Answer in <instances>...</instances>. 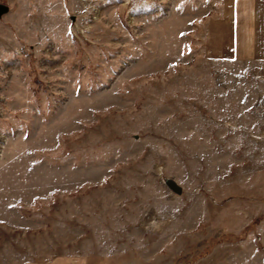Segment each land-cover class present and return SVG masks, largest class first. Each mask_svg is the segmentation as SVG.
I'll return each instance as SVG.
<instances>
[{
  "label": "rangeland",
  "instance_id": "1",
  "mask_svg": "<svg viewBox=\"0 0 264 264\" xmlns=\"http://www.w3.org/2000/svg\"><path fill=\"white\" fill-rule=\"evenodd\" d=\"M0 3V264H264V75L192 1Z\"/></svg>",
  "mask_w": 264,
  "mask_h": 264
},
{
  "label": "crops",
  "instance_id": "2",
  "mask_svg": "<svg viewBox=\"0 0 264 264\" xmlns=\"http://www.w3.org/2000/svg\"><path fill=\"white\" fill-rule=\"evenodd\" d=\"M189 1L193 3L190 10H198L206 20V57L253 65L264 75V0Z\"/></svg>",
  "mask_w": 264,
  "mask_h": 264
},
{
  "label": "water",
  "instance_id": "3",
  "mask_svg": "<svg viewBox=\"0 0 264 264\" xmlns=\"http://www.w3.org/2000/svg\"><path fill=\"white\" fill-rule=\"evenodd\" d=\"M9 11V7L7 4L0 3V17L7 13ZM169 185L172 189L177 191L178 193H181L182 189L181 187L175 182V181H169Z\"/></svg>",
  "mask_w": 264,
  "mask_h": 264
}]
</instances>
